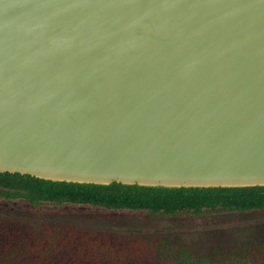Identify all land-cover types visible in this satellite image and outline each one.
Listing matches in <instances>:
<instances>
[{
    "label": "water",
    "instance_id": "95a60500",
    "mask_svg": "<svg viewBox=\"0 0 264 264\" xmlns=\"http://www.w3.org/2000/svg\"><path fill=\"white\" fill-rule=\"evenodd\" d=\"M0 173L264 187V0H0Z\"/></svg>",
    "mask_w": 264,
    "mask_h": 264
},
{
    "label": "trees",
    "instance_id": "16d2710c",
    "mask_svg": "<svg viewBox=\"0 0 264 264\" xmlns=\"http://www.w3.org/2000/svg\"><path fill=\"white\" fill-rule=\"evenodd\" d=\"M0 206L35 223L0 216V264H264V244L251 238L198 254L179 236H149L81 227L47 216L167 218L264 212V187L174 188L53 182L0 173Z\"/></svg>",
    "mask_w": 264,
    "mask_h": 264
},
{
    "label": "rangeland",
    "instance_id": "374dc122",
    "mask_svg": "<svg viewBox=\"0 0 264 264\" xmlns=\"http://www.w3.org/2000/svg\"><path fill=\"white\" fill-rule=\"evenodd\" d=\"M0 216L35 223L31 215L14 208L0 206ZM46 218L121 233L175 235L181 237L194 252L203 255L234 247L251 238H256L264 244V212L191 217L183 221L160 217L112 219L85 213L53 215Z\"/></svg>",
    "mask_w": 264,
    "mask_h": 264
}]
</instances>
